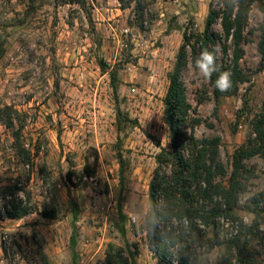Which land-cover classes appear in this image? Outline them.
I'll use <instances>...</instances> for the list:
<instances>
[{"label":"rangeland","instance_id":"obj_1","mask_svg":"<svg viewBox=\"0 0 264 264\" xmlns=\"http://www.w3.org/2000/svg\"><path fill=\"white\" fill-rule=\"evenodd\" d=\"M77 1L85 4L0 0V111L11 108L15 121L0 124V211L12 201L3 196L8 187L33 209L22 220L0 221V264H42L38 242L51 264H102L110 245L135 254L134 264H159L145 228L157 158L172 150L170 74L185 33H205L221 0H154L144 28L134 4ZM263 26L257 3L237 95L218 103L191 60L183 73L190 117L202 121L194 136L221 141L227 175L218 182L227 183L236 151L256 140L264 113ZM214 31L222 35L220 25ZM219 55L229 68L232 50ZM244 178L241 209L264 191V155L244 161ZM217 231L223 243L230 233L224 222L208 238ZM225 251L223 244L200 249L208 254L199 264H220Z\"/></svg>","mask_w":264,"mask_h":264},{"label":"trees","instance_id":"obj_2","mask_svg":"<svg viewBox=\"0 0 264 264\" xmlns=\"http://www.w3.org/2000/svg\"><path fill=\"white\" fill-rule=\"evenodd\" d=\"M77 4L84 1L74 0ZM122 6L136 7L139 26L144 28L151 15L154 0H119ZM259 3L264 14V0H221L219 9L213 8L207 22L205 33L187 31L174 71L170 74V88L165 99L166 123L170 129L172 150L162 149L158 156V168L150 185V210L146 219L145 233L148 248L159 264H199L202 257L200 249L206 252L223 244L226 248L220 264H264V191L254 195L241 209V197L246 192L244 183V161L256 155H264V113L254 128L256 140L239 148L234 155L233 171L227 183L218 182L226 177V171L220 161V139L198 140L194 136L195 128L202 123L200 119H191V107L188 104L183 73L190 60L195 61L204 50L216 57L219 71L214 73L210 83L214 89L216 101L238 94L239 86L246 81L241 70L244 57L243 43L249 24V17L255 4ZM220 25L222 35L214 31ZM233 52L232 65L227 68L220 64V55ZM259 50L264 66V26L261 31ZM191 56V58H190ZM231 73L233 86L227 92L215 87L220 72ZM12 109L0 111V124L14 127ZM189 131L191 134H189ZM20 141V136H16ZM3 196L12 198L0 211V221H19L32 214L30 205H23L16 198L17 190L5 188ZM239 211L252 213L255 219L245 224ZM46 218H50L45 213ZM78 215H75L77 221ZM224 222L229 230L226 239L221 242L220 233L208 238V230L220 227ZM42 264H51L43 252V246L37 243ZM259 248V249H258ZM138 251L137 246H134ZM134 256L115 245H110L106 260L102 264H134ZM206 264H210L206 259Z\"/></svg>","mask_w":264,"mask_h":264},{"label":"clouds","instance_id":"obj_3","mask_svg":"<svg viewBox=\"0 0 264 264\" xmlns=\"http://www.w3.org/2000/svg\"><path fill=\"white\" fill-rule=\"evenodd\" d=\"M196 69L198 74L205 80L208 81L211 79L212 75L219 71L216 65V57L212 52L204 50L200 53L199 57L195 61ZM233 86L231 73L229 72H220L217 80L215 81V87L220 92H227L231 90ZM255 219L254 214L247 213L244 217L245 224H251Z\"/></svg>","mask_w":264,"mask_h":264}]
</instances>
